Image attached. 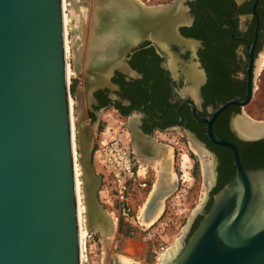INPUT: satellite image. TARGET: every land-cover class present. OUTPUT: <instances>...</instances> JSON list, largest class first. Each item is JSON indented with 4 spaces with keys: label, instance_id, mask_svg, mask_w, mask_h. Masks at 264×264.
<instances>
[{
    "label": "water",
    "instance_id": "1",
    "mask_svg": "<svg viewBox=\"0 0 264 264\" xmlns=\"http://www.w3.org/2000/svg\"><path fill=\"white\" fill-rule=\"evenodd\" d=\"M118 1L119 28L127 40L96 68L103 73L95 82L87 78L92 99L95 90L114 87L117 68L131 70L126 60L133 49L151 41L171 52L172 43L186 40L179 27L192 20L188 0L152 6ZM68 67L63 0H0V264H83L77 150L89 227L101 228L99 216L108 217L99 199L102 176L93 162L94 128L102 110H94L89 100L96 114L91 121L80 106L76 148ZM252 95L250 85L247 98L230 100L213 115L230 104L246 105ZM207 122L209 138L233 149L237 169L208 210L209 194L196 208L189 235L160 264H264V167L245 168L237 146L213 131L212 120ZM238 133L248 140L264 138V132ZM162 196L158 192L149 201L148 213Z\"/></svg>",
    "mask_w": 264,
    "mask_h": 264
},
{
    "label": "flooded vegetation",
    "instance_id": "2",
    "mask_svg": "<svg viewBox=\"0 0 264 264\" xmlns=\"http://www.w3.org/2000/svg\"><path fill=\"white\" fill-rule=\"evenodd\" d=\"M187 5L192 20L179 27L186 40L172 43L171 52L151 41L133 49L126 60L132 71L117 68L111 78L114 87L95 90L92 108L114 106L126 119L131 144L144 150L140 155L152 154L160 144L159 133L179 130L193 135L199 150L215 155L211 154L214 181L209 182L207 210L213 195L237 169L233 149L209 138L207 120L213 121L216 134L237 146L245 168H251L247 160L264 154V138H242L233 126L257 97L264 0H188ZM250 85L253 95L246 105L230 104L213 115L228 101L247 98ZM88 116L96 119L90 109Z\"/></svg>",
    "mask_w": 264,
    "mask_h": 264
},
{
    "label": "rangeland",
    "instance_id": "3",
    "mask_svg": "<svg viewBox=\"0 0 264 264\" xmlns=\"http://www.w3.org/2000/svg\"><path fill=\"white\" fill-rule=\"evenodd\" d=\"M139 1L152 6L167 4L173 0ZM96 2L99 5H105L104 0L102 2L101 0H66V13L69 17L68 42L70 44L68 61L72 69L70 91L74 100L76 127L78 126L80 106L88 115L89 100L92 105L93 99L89 94L86 81L88 77L90 80L93 78L88 74L89 68L85 60L86 47L83 49L81 65L78 69L76 67L78 57L75 50L78 46L75 43V38L80 39V44L83 43L84 46L88 43L91 18ZM261 58H264V52ZM260 63L262 70L259 72L262 74L256 81L259 87L256 100L242 113L243 116L253 118L255 121L264 120V61L260 60ZM97 79V77L94 78L92 82ZM158 135L156 142L172 149V171L176 176V186L162 199L163 210L158 219L147 226L141 223L140 211L149 200L152 189L159 179L161 165L157 161L149 163L138 153V150L131 144V134L127 128L126 119L114 106L101 111L99 123L94 128L93 142V162L97 173L102 176L106 171L95 157V151L99 148L101 141L114 139L127 141L138 159L136 169L138 173L130 181L127 200L123 206H118L113 192L106 185L107 181L102 179L99 199L108 214L106 217L108 221L112 218L109 225L110 230L105 235L99 226L88 229L85 225L86 230L93 231V237L85 241L83 264H122V256L130 258L131 264H156L155 249L163 248L162 250L166 252L189 235L187 230L192 216L209 194L210 184L205 177L204 162H211L213 166V161H211L213 156L203 150L200 152L198 144L191 139L190 135L186 136L179 130L163 132ZM185 155L188 157L186 158ZM79 164L82 167L80 161ZM80 178H82L81 175ZM111 225L112 228L114 227L113 230H111Z\"/></svg>",
    "mask_w": 264,
    "mask_h": 264
},
{
    "label": "bare ground",
    "instance_id": "4",
    "mask_svg": "<svg viewBox=\"0 0 264 264\" xmlns=\"http://www.w3.org/2000/svg\"><path fill=\"white\" fill-rule=\"evenodd\" d=\"M102 1L103 0H101V2ZM104 1H105L104 6L99 5L98 2H96L94 11L92 10L93 15L91 18L92 19L91 28H90L91 31L88 37L89 41L88 43L86 42L87 44L85 43L86 46H84L83 43L80 44V39L75 38V43L78 46L75 51L78 57L77 60H78L79 66L81 65L80 61L82 60L83 49L84 47H86L85 48V60L87 61L86 63L89 68L88 74L93 79L103 73L101 72L97 74L98 71H96V68L100 67L101 65L100 63L108 61L106 60L107 58L110 59L116 56V54L119 53L120 50L122 49V46L125 40H127L126 32H122L120 28H118L115 32L109 31L116 24H120V21H119L120 18L117 17V10H118V5H120V2L118 0H104ZM63 2H64L65 34H66V52H67V56H69L70 54V44L68 42L69 17H68V14L66 13V0H63ZM263 61H264V58H263ZM71 74H72V69L69 64V67H68L69 81L71 78ZM70 104H71V111H72L73 137H74L75 146L77 148L78 146L77 127H76V117L74 113L75 108L73 106L74 100L72 99V97H70ZM234 125L237 128V130L244 136H256L264 132V120L255 121L253 120V118L241 116L235 120ZM198 148L200 149L199 146ZM136 150H138V153L144 152V150H140L138 148H136ZM199 151L202 152L201 150ZM151 152L152 154L150 156H145L143 154L141 155H143L144 158L147 161H149V163L152 161L159 162L161 165V170L159 171V179L152 189L149 200L144 204V206L142 207L140 211L141 223H144L147 226H150L152 223H154L158 219V217L160 216L163 210L162 199L164 198V196L166 197V194H169V192L173 191V189L176 186V176L174 172L172 171V149L171 147L166 148L164 145H162L161 147L158 145L157 146L155 145V148ZM78 154L79 152L77 150V152L75 153L76 189H77L78 211H79V218H80V237H81V251H82L81 254H82V261H83L84 260V237H85V233L87 232V230L85 229V225L86 227H88V229L90 227L88 224V215H87L88 207L85 202V192H84V185H83L84 182L83 180H81L83 178H80V175L81 176L83 175V168L80 167V164H79L80 155ZM185 157L187 158L188 156L185 155ZM204 173H205V177L207 181L211 182L213 179V175H214V169H213L211 162L210 163L204 162ZM161 191L164 192V196H162V198H160L157 201L154 209H152V211L148 213L147 208H148L149 201L158 192H161ZM98 219L101 223V230L106 235L107 234L106 232L110 230L109 225L111 224L110 221L112 218H110L108 221V218H105L104 216L100 215ZM84 221L87 223H85ZM113 229L114 227L112 228V225H111V230ZM179 245L180 243L178 242L176 243V245H174V247L164 252V257H166V259L169 257H172L175 254V252L179 249ZM118 260L121 261L120 259ZM122 264H131V259L126 256H122Z\"/></svg>",
    "mask_w": 264,
    "mask_h": 264
},
{
    "label": "built area",
    "instance_id": "5",
    "mask_svg": "<svg viewBox=\"0 0 264 264\" xmlns=\"http://www.w3.org/2000/svg\"><path fill=\"white\" fill-rule=\"evenodd\" d=\"M95 157L104 166L106 172L102 174V179L113 192L118 206H123L127 200L130 181L138 173V159L134 155L127 141L114 139L103 140L99 148L95 151ZM110 192V193H111ZM93 237V231L87 230L84 237V245L87 239ZM163 249V248H162ZM162 249H155L156 264H160L164 257Z\"/></svg>",
    "mask_w": 264,
    "mask_h": 264
},
{
    "label": "trees",
    "instance_id": "6",
    "mask_svg": "<svg viewBox=\"0 0 264 264\" xmlns=\"http://www.w3.org/2000/svg\"><path fill=\"white\" fill-rule=\"evenodd\" d=\"M247 163H248V166H250L251 168H259V167H264V154H262V153H257V155L253 158V159H251V160H247ZM250 168V169H251ZM234 176V175H233ZM232 176V177H233ZM231 177V178H232ZM230 179L229 178H227L225 181H224V183H222V185L220 186V188L219 189H221L228 181H229ZM218 189V190H219ZM212 203V202H211ZM211 203H210V205H211ZM210 205H209V207H208V209L210 208ZM207 209V210H208ZM201 218H202V216H200L198 219H197V221L195 222V224H194V227H193V230L197 227V225H198V223L200 222V220H201ZM192 230V231H193Z\"/></svg>",
    "mask_w": 264,
    "mask_h": 264
},
{
    "label": "clouds",
    "instance_id": "7",
    "mask_svg": "<svg viewBox=\"0 0 264 264\" xmlns=\"http://www.w3.org/2000/svg\"><path fill=\"white\" fill-rule=\"evenodd\" d=\"M120 24H116L112 29H110V32H115L119 28Z\"/></svg>",
    "mask_w": 264,
    "mask_h": 264
},
{
    "label": "crops",
    "instance_id": "8",
    "mask_svg": "<svg viewBox=\"0 0 264 264\" xmlns=\"http://www.w3.org/2000/svg\"><path fill=\"white\" fill-rule=\"evenodd\" d=\"M158 146H160V147H161L162 145H158Z\"/></svg>",
    "mask_w": 264,
    "mask_h": 264
}]
</instances>
